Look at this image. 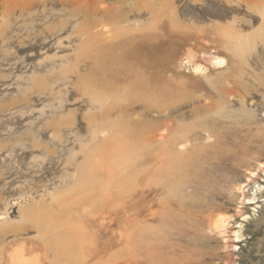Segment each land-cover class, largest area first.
<instances>
[{
    "label": "rangeland",
    "instance_id": "rangeland-1",
    "mask_svg": "<svg viewBox=\"0 0 264 264\" xmlns=\"http://www.w3.org/2000/svg\"><path fill=\"white\" fill-rule=\"evenodd\" d=\"M175 1L187 26L209 31L236 18L246 23V34L252 35L244 58L222 68L208 62L210 42H179V38L170 56L171 52L162 54L159 49L165 31L159 32L158 39L137 37L129 44L134 48L132 69L150 79L151 89L153 78L169 86L210 88L201 76L179 67L182 59L198 55L205 59L212 79L231 91L228 96L210 97L205 120L192 115L190 101L170 117L195 133L185 153L189 184L181 200L153 186V142L143 135L163 115L146 111L136 124L127 121L132 132L121 142L135 150H129V166L120 174L107 161L110 143L99 132L104 123L98 120L96 125L92 120L100 111L90 102L91 81L96 78L106 88L117 74L104 57L94 73L92 58L80 53L88 43L82 33L91 26V9L105 4L128 8L139 0H0V218L10 222L2 226L0 220V264H9V256L18 249L26 259L38 258L42 264H52L53 259L56 264H264L263 24L258 14L238 6L236 0ZM226 13L227 18L220 17ZM143 18L139 22L147 24L148 16ZM114 51L116 60L122 52ZM249 172L259 176L247 188V197L262 189L258 203L244 205L241 216L238 188L247 184ZM167 202L172 203L169 215L163 207ZM212 214L229 221L226 233L209 228ZM45 216L54 223L52 227L46 228ZM59 236H67L64 239L75 250L80 248L78 260L75 252L73 261L67 258L70 255L55 258L47 252L48 241Z\"/></svg>",
    "mask_w": 264,
    "mask_h": 264
},
{
    "label": "bare ground",
    "instance_id": "bare-ground-1",
    "mask_svg": "<svg viewBox=\"0 0 264 264\" xmlns=\"http://www.w3.org/2000/svg\"><path fill=\"white\" fill-rule=\"evenodd\" d=\"M150 1L151 2L147 3L146 0H139V4H136V5L129 4L128 8H125L126 6L124 4H120L119 6L116 5V7L105 6L106 4L104 6L98 4L100 6H95V7L92 5L94 8L91 9L92 10L91 11L92 12L91 13V16H92L91 26L89 27V29H87L85 32L82 33V37H85L84 41L85 42L87 41L88 43L86 47L83 49V51H81L80 53L81 55H84L86 57L89 56L90 58H92V61L95 67L94 73L96 71L99 60L102 61L104 57V59L106 58L108 61V64L106 63L107 66L110 69H113L114 74H117L116 75L117 78H115L113 81H108L106 85L107 87L105 86L106 88L103 87L104 86L103 84H99L96 78H93V80L91 81V85L88 87L89 98L93 106V109L100 111L98 116L96 114L93 115L92 120L96 125L98 124V120H101L102 123H104L102 128H99V127L98 128L101 129L99 132H102L104 134L107 140V143L108 144L110 143L109 145L107 144L109 147L108 148L109 156H108L107 161H109V163L114 167L113 171L117 169L116 172H118L119 174L125 172V170L129 166V164L127 163V159H126L129 154L128 152L129 150H135V149H130L129 147L126 148V146L122 144L121 142L123 139H127L130 135L131 130H129L127 126L128 124L127 121L131 122L130 119H132V121H134V123L136 124L138 120L140 121V119L144 117L146 111L153 112V114H155L156 116L163 115L164 118L161 117V118L156 119L157 123L155 126H153V130L151 132L147 131L149 133L148 134L146 133L145 135H143L144 138H147L149 141L153 142V186L155 187L158 186L159 188L164 189L165 193L170 195L174 199L181 200V198H183L184 188L187 187V185L189 184L187 169L190 167V163L188 162V159L185 156V153L188 151V147H189L188 145H190V142H192L193 137L195 136V133L191 128H185L183 124H179V123L177 124L170 117L172 116L173 113H176L179 110L178 108L181 105L190 101L188 103H193L192 115H194V117H197L198 119H204L210 113L209 109H207L208 101L211 98H213V96L215 97L217 94L228 96L231 94V91L228 89L229 87L228 88L224 87L225 84L224 86H220L221 85L220 83L212 79L210 70L204 64L205 59L204 60L201 59L198 55H193V56L191 55L189 57L182 59L179 67L188 69L189 72H192L196 76H201L204 80H206V82L209 84L211 89L208 87H204V86L196 88L195 86H192V85H186V84H180V83L175 86H169L164 81L163 82L161 81L159 83V81H157L154 78H153V89H151L150 79L147 76H145L144 73L137 74V72H134L133 70L134 65H135V59L133 57L134 48L131 49V46L129 44L135 43V38L137 37L153 36V38L158 39L160 38L159 32L165 31L164 37H162V40H159L160 41L159 49L162 48V50L160 51V53L162 52V54L164 52H171L169 54L170 56L172 52L178 46L179 42H182L185 40L187 41L201 40L203 42H210L211 45H213L212 46L213 50H212V55H210V59L208 60V62L211 63L215 67L222 68V67L228 66L231 60L234 62H238L239 59L244 58L247 49L252 44V35L246 34V28H247V25H245L246 23L239 22L236 18H234L232 22H229L227 24H216L215 26L213 25V27H211L209 31L204 30L206 28L196 29L194 27H190L184 24V21L181 18L182 8H180V6L177 4L175 0H150ZM235 3H237L238 6L245 8L247 11L253 12V14L254 13L258 14L260 16L259 20H261L263 27H264V0H236ZM112 5L114 6V4ZM215 15L214 17H217ZM144 16H148V22L147 24L143 25V23L141 24L139 21ZM228 16H229L228 13H226L223 15V17L222 16L220 17L225 19ZM260 33L262 32L260 31ZM178 39H179V42H178ZM103 45L107 46V48H104ZM128 45H129V48H127ZM115 49L122 52L121 55H118L119 57L116 60H114V52H115L114 50ZM204 51L205 50H203L202 54L208 55ZM133 73H134V77H133ZM221 81H223V79ZM161 83L163 85L161 87L162 89L161 88L158 89V85L160 87ZM225 98H226L225 100H227V97ZM220 99H219V102H223ZM219 102L217 101L218 103L217 105L220 106ZM210 105H211V102H210ZM218 108L219 107H217V109ZM138 109H143L144 111L139 112ZM202 109H205V110H202ZM133 117H138V119L137 120L133 119ZM129 124H132V122ZM204 124H202V126H204ZM135 130L133 129V131ZM138 132L140 133V131ZM98 134L99 133L97 131L96 136H98ZM116 152L120 153L119 157L115 155ZM260 166L262 165L260 164ZM249 176L250 177L247 179V184H244L240 188H238V194L240 196L239 201L241 204V207H240L241 211H239V213H242V209L244 205H256L258 203L257 200L260 199L258 197V192L262 188L256 189L254 194L252 193L253 197L251 198H248L246 195V193L249 192L247 188L249 187L250 184L254 183V181L257 179L259 175L257 172H249ZM107 186L108 187L106 188H108L110 192H113L114 187H112L111 184H107ZM88 197L90 198L91 196H88ZM168 202H167L168 205L165 204L163 206L165 209V213L167 215L171 214L170 210L172 209V203H168ZM97 203L100 204L99 201H97ZM237 210H240V209H237ZM163 213L160 212V214H163ZM241 216H244V214L242 213ZM174 217H176V214ZM225 218H215L212 214L208 219L209 228L211 230L222 232V234L226 233L227 229L229 228V221ZM45 219H47L48 221L46 228L52 227L54 225L53 222H50L47 216H45ZM65 219L67 220V218ZM79 219L80 218L78 217L77 220ZM247 219L248 217L245 216L244 220H247ZM0 220L3 221L2 223L0 222L2 226L9 225L10 223L7 220V217H1ZM161 220H164V219H161ZM62 221H64V219ZM166 221L168 220L166 219ZM35 223L37 224V226H40L38 221H35ZM70 223H72L71 226L73 227L75 226L73 225L74 222L71 221ZM169 224L167 225L168 227H169ZM171 224H174V223L172 222ZM80 226L83 228L84 225L81 224ZM160 226H156V228ZM73 227L72 229H74ZM79 229L81 228L79 227ZM76 231L82 232V230H77V229ZM76 231L74 230L73 233ZM62 233H65V232H62ZM239 233L240 232L235 233V235L237 236V239L241 238ZM81 234H85V233H81ZM42 235L44 239H47L46 234L43 233ZM157 236L159 237V235ZM66 237L67 236H65L64 238ZM64 238L59 236V237H54L51 240H49L48 243L46 244L47 252H51V253L53 252L55 258L56 257L60 258V256L64 257V256L70 255L67 258H69V260L70 259L72 260L73 259L72 254L74 252L75 253L78 252L77 249L80 250V248L76 247L77 248L76 249L77 251H76L75 248H72L73 245L72 247L69 246L72 244V242L70 241L71 243L70 244L68 242L69 240H66ZM87 238L88 237H86L85 239L87 240ZM159 239L161 238L159 237ZM77 241H80V240H77ZM81 241L84 242V239ZM239 242L240 240L237 243ZM78 244L79 243H77L76 246L79 247ZM89 244L88 246L87 245L86 246L89 247ZM80 245L82 244L80 243ZM81 248L83 249V247ZM89 251L90 250H88V252ZM82 252H80L81 255H82ZM131 253L133 252H130L129 254ZM85 255L87 254L85 253ZM76 257L78 260L79 258L78 255ZM115 260H118V259H115ZM83 262H85V260ZM51 263L56 264V260L55 259L51 260ZM9 264H42V262L38 258L30 259V260L26 259L24 255L22 254V250L18 249L15 251V253L9 256ZM78 264H80V262Z\"/></svg>",
    "mask_w": 264,
    "mask_h": 264
}]
</instances>
